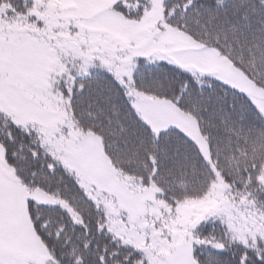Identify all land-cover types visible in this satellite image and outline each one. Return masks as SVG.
<instances>
[{
    "label": "snow or ice",
    "instance_id": "snow-or-ice-1",
    "mask_svg": "<svg viewBox=\"0 0 264 264\" xmlns=\"http://www.w3.org/2000/svg\"><path fill=\"white\" fill-rule=\"evenodd\" d=\"M0 264H264V0H0Z\"/></svg>",
    "mask_w": 264,
    "mask_h": 264
},
{
    "label": "rangeland",
    "instance_id": "rangeland-1",
    "mask_svg": "<svg viewBox=\"0 0 264 264\" xmlns=\"http://www.w3.org/2000/svg\"><path fill=\"white\" fill-rule=\"evenodd\" d=\"M122 199L132 208H135L137 210H141L143 201L145 199V196L142 192H137L135 194L131 195H125L122 197ZM191 210V209H189Z\"/></svg>",
    "mask_w": 264,
    "mask_h": 264
},
{
    "label": "trees",
    "instance_id": "trees-1",
    "mask_svg": "<svg viewBox=\"0 0 264 264\" xmlns=\"http://www.w3.org/2000/svg\"><path fill=\"white\" fill-rule=\"evenodd\" d=\"M261 19V16L259 14H257L255 17H254V23L258 20ZM126 163H134V161H125ZM181 177L179 176V174L177 175V183H180L181 182Z\"/></svg>",
    "mask_w": 264,
    "mask_h": 264
}]
</instances>
